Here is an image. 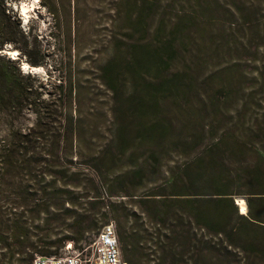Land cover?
Here are the masks:
<instances>
[{
  "label": "rangeland",
  "instance_id": "1",
  "mask_svg": "<svg viewBox=\"0 0 264 264\" xmlns=\"http://www.w3.org/2000/svg\"><path fill=\"white\" fill-rule=\"evenodd\" d=\"M4 3L0 85H74L79 130L73 141V171L87 174L89 154L106 146L105 162L116 173L128 170L135 157L139 163L146 161L143 185L158 187L164 196L146 207L152 219L142 216L137 222L144 254L163 249L172 255V207L183 206L172 204V170L177 166L204 156L213 172L233 178L239 192L235 203L236 197L246 201L264 189L259 178L264 152V0H162L147 9L142 0ZM22 4L28 5L25 12ZM4 36L12 40L2 42ZM25 63L28 68H23ZM108 70L117 76L113 85L105 84ZM6 133L2 126L0 136ZM148 178L155 182L148 183ZM75 183L63 208L53 211L57 219L41 213L33 220L23 210L30 205L14 203L16 215L24 214L31 240L52 243L53 251L57 239L85 229L83 240H67L49 256L77 253L104 223L116 225L112 217L100 214L73 224L88 205L83 195L92 186L88 180ZM124 205L128 216L121 221L129 233L136 227L132 213L138 207L130 200ZM68 242L73 243L70 250L64 249ZM120 259L127 264L121 251Z\"/></svg>",
  "mask_w": 264,
  "mask_h": 264
},
{
  "label": "trees",
  "instance_id": "2",
  "mask_svg": "<svg viewBox=\"0 0 264 264\" xmlns=\"http://www.w3.org/2000/svg\"><path fill=\"white\" fill-rule=\"evenodd\" d=\"M5 1L8 0H0L2 16H6ZM142 1L147 9L162 0ZM148 18L145 17L146 23ZM144 30L149 32L147 24ZM7 40L12 38H2V42ZM145 59L147 56L144 65ZM106 77V85L117 82L111 70ZM73 87L51 85L47 89L42 82L0 85V130L2 126L7 130L5 136H0V264H31L34 253L49 256L65 241L85 238V229L81 228L71 236L57 239L55 251L52 243L40 242L43 247L38 249L41 245L38 240H31L29 225L22 220L24 214L16 215L14 210L17 200L30 205L23 210L29 211L33 220L39 219L41 213L52 215L50 220L57 219L59 214L53 211L63 208L64 197L72 193L69 187L77 185L75 180H88L92 186L91 192L83 195L89 198L88 205L73 224L81 225L98 214L112 217L116 221L118 246L127 264H251L253 260L264 264V236L259 235L264 231V189L246 197L247 212L241 213L234 201L239 192L233 178L213 172L204 156L172 170V204L183 205L182 209L172 207V255L163 249L144 254L137 222L142 216L152 219L146 207L162 202L164 194L156 186L146 189L143 185L148 166L146 161L139 163L137 157L128 170L112 171L105 162L108 146L89 154L87 174L73 171V141L79 130L73 113ZM260 162L259 178L264 182V152ZM149 172L154 175L156 171ZM177 173L181 183L176 180ZM80 174L83 179H79ZM154 182L148 178V183ZM125 200L138 207L132 213L136 227L132 226L129 233L121 221L128 216ZM64 212L76 213L73 209ZM234 238L243 243H236Z\"/></svg>",
  "mask_w": 264,
  "mask_h": 264
},
{
  "label": "built area",
  "instance_id": "3",
  "mask_svg": "<svg viewBox=\"0 0 264 264\" xmlns=\"http://www.w3.org/2000/svg\"><path fill=\"white\" fill-rule=\"evenodd\" d=\"M73 243L68 242L64 249L70 250ZM84 253V258L82 254ZM89 253V257L86 255ZM120 264V249L112 222L105 223L96 233L93 241L79 252L61 256H36L31 264Z\"/></svg>",
  "mask_w": 264,
  "mask_h": 264
},
{
  "label": "bare ground",
  "instance_id": "4",
  "mask_svg": "<svg viewBox=\"0 0 264 264\" xmlns=\"http://www.w3.org/2000/svg\"><path fill=\"white\" fill-rule=\"evenodd\" d=\"M21 9L23 10V12H25L28 9V5L22 4ZM7 52L11 55H15V51L8 50ZM23 68H28V64L25 63ZM236 201H237V205L239 206L240 212L246 213L247 212V204H246L245 199L243 197H236Z\"/></svg>",
  "mask_w": 264,
  "mask_h": 264
}]
</instances>
